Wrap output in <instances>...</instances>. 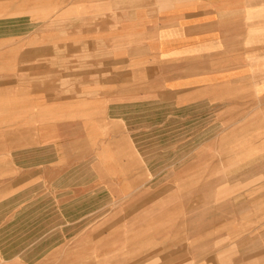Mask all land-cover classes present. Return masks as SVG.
I'll return each mask as SVG.
<instances>
[{
  "label": "crops",
  "instance_id": "crops-1",
  "mask_svg": "<svg viewBox=\"0 0 264 264\" xmlns=\"http://www.w3.org/2000/svg\"><path fill=\"white\" fill-rule=\"evenodd\" d=\"M91 1L98 72L68 83L65 119L18 125L1 258L264 264V0Z\"/></svg>",
  "mask_w": 264,
  "mask_h": 264
},
{
  "label": "rangeland",
  "instance_id": "rangeland-1",
  "mask_svg": "<svg viewBox=\"0 0 264 264\" xmlns=\"http://www.w3.org/2000/svg\"><path fill=\"white\" fill-rule=\"evenodd\" d=\"M86 5L92 11L91 16L84 9L83 0H0V110L10 108L11 134L10 147H4L2 137L6 131L0 128V200L11 197L18 204L20 196L16 195L15 199V194L25 186L19 184L24 169H20L12 156L21 146L19 139L25 133L18 128L20 122H33L39 113H43L44 123L65 119L68 83H79L82 90V81L88 77L83 71L91 75L98 72L99 35L95 31L98 3L91 1ZM89 42L94 48L84 50L89 48ZM28 137H33V131ZM9 153L11 161H3ZM3 177L7 179L2 180ZM226 182L220 179V184ZM91 229L98 234L97 227ZM78 245L76 242V250L81 249ZM66 248L67 245L59 248L39 264H83L81 257L71 262ZM91 261L97 264L98 258ZM0 264L27 263L5 261L0 256Z\"/></svg>",
  "mask_w": 264,
  "mask_h": 264
}]
</instances>
